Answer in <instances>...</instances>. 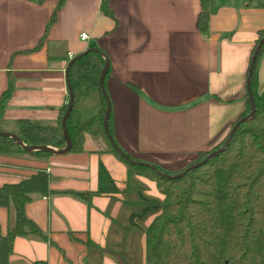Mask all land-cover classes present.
Masks as SVG:
<instances>
[{
  "label": "crops",
  "instance_id": "obj_1",
  "mask_svg": "<svg viewBox=\"0 0 264 264\" xmlns=\"http://www.w3.org/2000/svg\"><path fill=\"white\" fill-rule=\"evenodd\" d=\"M263 0H0L1 119L58 120L72 57L96 47L108 59L103 86L112 137L131 159L176 172L229 133L245 108L246 74ZM86 33L88 38L80 39ZM264 91V52L255 93ZM43 170L50 194L24 207L45 240L16 237L9 264H144L145 229L163 200L150 177L129 172L104 139L84 135L80 150L46 157L0 155V186ZM83 194L84 197L79 196ZM0 207V232L7 230Z\"/></svg>",
  "mask_w": 264,
  "mask_h": 264
},
{
  "label": "trees",
  "instance_id": "obj_2",
  "mask_svg": "<svg viewBox=\"0 0 264 264\" xmlns=\"http://www.w3.org/2000/svg\"><path fill=\"white\" fill-rule=\"evenodd\" d=\"M108 1L101 0L100 11L114 19ZM61 4L62 0H58L47 27L55 21ZM258 5L264 7V0ZM208 15L209 0H200L197 28L202 34L207 33ZM263 36L264 27L258 33L249 60L245 108L231 128L250 111L248 90L255 106L253 116L240 122L227 146L203 164L189 169L221 147L227 136L210 150L198 153L192 163L179 171L167 172L154 166L165 174L182 173L175 178H164L146 166L130 164L110 146L103 129L107 102L102 92L104 86L99 83L104 66L99 52L88 47L77 54L79 57L70 65L68 80L73 105L66 120L71 140L69 151L81 149L85 134L100 137L106 142L108 151L123 161L129 172L153 179L163 196L159 212L145 229L144 264H264V91L260 95L255 93V70L264 44L257 53L255 48ZM253 56L255 61L249 72ZM7 94L1 97L0 131L14 133L28 146L59 149L65 146L61 119L67 102L55 122L19 119L8 126L1 119ZM107 129L112 137L110 114ZM21 153L50 155L44 151L25 152L13 139L0 136V155ZM50 193L48 174L43 170L17 183L0 186V207L6 208L8 215L7 230L5 234L0 232V264H9L16 237L46 239L42 230L27 218L24 207L35 196ZM79 196L84 197L83 194Z\"/></svg>",
  "mask_w": 264,
  "mask_h": 264
},
{
  "label": "water",
  "instance_id": "obj_3",
  "mask_svg": "<svg viewBox=\"0 0 264 264\" xmlns=\"http://www.w3.org/2000/svg\"><path fill=\"white\" fill-rule=\"evenodd\" d=\"M264 44V36L261 37L259 39V42L255 48V53L258 52L259 48L261 45ZM89 50L91 51H96V52H99V54L102 56V58L104 59V66L101 70V73H100V76H99V83L101 85V87H103V80H104V77L107 73V70H108V59L106 57L105 54H103L102 52L98 51L96 48L94 47H91ZM79 56H76L75 58H72L70 59V61L68 62V65L65 69V81H66V85H67V92H68V101H67V106H66V109L63 113V116H62V119H61V130H62V136H63V139L65 141V146L63 148H53V147H50V146H35V145H25L20 139L19 137H17L14 133H11V132H5V131H0V136L2 137H8V138H11L13 139L17 145L22 149L24 150L25 152H33V151H44V152H48L49 154L51 155H62V154H65L67 152H69L70 148H71V140L69 138V135L67 133V129H66V120L67 118L69 117L70 115V112H71V109H72V105H73V92L71 90V87L69 85V80H68V72H69V67L70 65L74 62V60L76 58H78ZM255 61V56H253L251 58V64H250V69H249V72L251 71V67L253 65ZM102 92L104 93V97L106 99V102H107V107H106V111H105V114H104V118H103V129H104V133H105V136L110 144V146L112 147V149L122 158L124 159L126 162L130 163V164H134V165H143V166H146L148 167L150 170H152L154 173L164 177V178H175V177H178L180 176L182 173H177L175 175H170V174H165V173H162L160 170H158L156 167H154L153 165H149L147 163H143V162H139V161H135L131 158H129L116 144L115 142L113 141L111 135L109 134L108 132V129H107V120H108V117H109V114H110V104H109V99L107 97V94L104 90V88H102ZM248 94H249V100H250V111L247 115H245L244 117H242L240 119V121L236 122L235 125L230 129L229 133L227 134V137L225 139V141L223 142L222 146L219 147L218 149H215L213 151H211L205 158H203L201 161L199 162H196L194 164H192L191 166H189V169L190 168H194V167H197L201 164H203L207 159H209L210 157L216 155L217 153H219L220 151H222L226 146L227 144L229 143L235 129L237 128V126L239 125L240 122L242 121H246V120H249L252 116H253V113H254V110H255V106H254V102L252 100V95H251V92L248 90Z\"/></svg>",
  "mask_w": 264,
  "mask_h": 264
},
{
  "label": "built area",
  "instance_id": "obj_4",
  "mask_svg": "<svg viewBox=\"0 0 264 264\" xmlns=\"http://www.w3.org/2000/svg\"><path fill=\"white\" fill-rule=\"evenodd\" d=\"M87 38H88V36H87L86 33H81V34H80V39H81V40H85V39H87Z\"/></svg>",
  "mask_w": 264,
  "mask_h": 264
}]
</instances>
